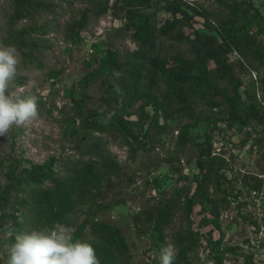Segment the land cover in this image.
<instances>
[{
  "label": "rangeland",
  "instance_id": "1",
  "mask_svg": "<svg viewBox=\"0 0 264 264\" xmlns=\"http://www.w3.org/2000/svg\"><path fill=\"white\" fill-rule=\"evenodd\" d=\"M98 1L55 0L50 11L11 22L13 0H0V44L14 46L19 54L17 77L9 92L13 96H35L39 111L37 120L22 127H13L6 137H0V188L7 183L6 175L14 165L19 172L50 167L56 174H61L63 164L70 160L80 157L90 160L89 155H84L82 144L64 134V119L72 118L74 113L70 91L78 95L80 79L97 65L95 60L99 54L95 44L102 49H118L121 57L137 48L132 31L125 28L128 19L121 0H101L108 3L109 9L96 16L92 9ZM156 2L150 7H140V10L149 12L156 9L153 23L159 26L169 14L158 7L163 0ZM197 4L201 14L195 17L194 27L201 31H207L206 20L216 25V17L227 13V8L216 0H198ZM253 4L264 17V0H254ZM83 12H87L89 20L78 39L73 40L68 25L79 19ZM250 12H254V7ZM21 29L27 30L24 37L36 46H20ZM249 30L256 33L264 44V21L254 19ZM23 50L31 59L22 55ZM155 50L161 54L181 51L189 55L187 43L166 37H158ZM229 58L236 62L239 57L234 52ZM209 66L212 67L211 62ZM237 75L243 89L255 90L258 100L262 99L260 78H264V67L237 70ZM82 91L84 113L92 114L106 108L100 100L103 91L100 78L90 82ZM207 97H203L200 91L192 96V117L176 114L166 121L167 126L162 132L148 127L149 117L142 114L138 122L141 124L143 121L142 129L148 130L152 142L146 149L137 150L135 157L129 155L128 147L116 133H95V137L107 143L118 161L119 175L111 178L110 185L92 189L91 198L67 213L68 221L59 224L75 230L84 220L94 217L117 226L125 237L130 264H159L149 232L142 234L135 228L132 214L158 200L160 195L155 187V178L159 179L167 194L182 183L193 188L191 179L197 171L195 160L198 150L192 143H184L180 139L186 127V135L190 138L202 140L209 135L211 156L214 157L210 191L218 209L215 216L207 213L210 218L208 224H201L199 206L195 204L192 226L201 232L214 227L213 238L219 239L222 264H264V123L249 120L243 127L233 124L227 120L225 104L211 106L209 102L212 101ZM212 99L218 103L222 101L218 96ZM141 108L149 115L153 113L146 98H141L138 105H125L129 117L136 120ZM107 109L121 110V101L113 102ZM159 121L162 123V118ZM12 201H15L14 196L9 203ZM26 208L13 202L6 209L13 216L0 230V264H6L9 258L8 249L14 243L15 234L37 230L28 221ZM188 222L184 214H176L167 229L169 243H172V234L185 229ZM73 236L74 232L73 242L91 243L97 239L89 226L81 236ZM201 241L190 253L191 264H213L207 255L209 247L205 239L201 237Z\"/></svg>",
  "mask_w": 264,
  "mask_h": 264
},
{
  "label": "trees",
  "instance_id": "2",
  "mask_svg": "<svg viewBox=\"0 0 264 264\" xmlns=\"http://www.w3.org/2000/svg\"><path fill=\"white\" fill-rule=\"evenodd\" d=\"M53 1L13 0L10 20L16 22L35 13L50 11L54 8ZM216 1L227 8V13L216 17V25L206 20L204 25L207 31H201L194 27L195 17L201 14L198 0H163L158 7L169 15L159 26L153 23L156 9L149 12L140 10V7L157 3L156 0H121L128 19L125 28L132 31L137 48L121 57L118 49H102L95 44L99 54L95 60L97 65L80 79L78 95L70 91L74 113L72 118L64 119V134L79 141L85 148L84 155H89L90 160L82 157L70 160L63 164L61 174H56L50 167L19 172L17 165L12 166L6 175L7 183L0 188V230L4 229L5 221L13 216L6 212L13 202L27 207L28 221L34 228H51L52 224L67 222V213L91 198L92 189L111 184V178L119 175L120 165L107 143L95 137V133H116L128 147L129 155L135 157L137 150L146 149L148 143L152 142L148 130L142 129L143 121L141 124L138 122L142 114L149 117L148 127L162 132L167 126L166 121L174 115L192 117V96L199 91L203 97L208 96L207 100L212 101L209 102L211 106L225 104L227 120L233 124L243 127L249 120L264 123V78H260L263 97L258 100L255 90L242 88V81L237 75V70L264 67V44H261L256 33L249 30L254 19L264 21V17L254 6V0ZM253 7L254 12H250ZM108 9V3L100 0L92 12L99 16ZM88 20L87 12H83L79 19L69 23L71 39H78ZM24 32L27 30L21 29L19 32L20 46H36L32 40H26ZM158 37L187 43L189 55L181 51L161 54L155 50ZM234 52L239 57L236 62L229 58ZM22 55L31 59L26 50L22 51ZM210 62L212 67L209 66ZM99 78L103 90L100 100L106 108L92 114L84 113L82 89ZM214 96L222 101L215 102L212 99ZM141 98H146L153 113L149 115L141 108L137 120L132 119L125 111V105H138ZM119 100L121 110L107 109ZM159 118H162V123ZM186 131L185 127L180 139L184 143H192L198 150L195 160L197 171L191 179L193 188L182 183L167 194L159 179L155 178V187L160 195L158 200L133 213L132 222L140 233L149 232L151 246L158 259L160 248L171 244L177 253L174 264H191L190 253L202 243V237L209 247L207 255L213 264H222L219 239L213 238L214 227L201 232L192 226L195 204L199 206L201 224L210 222L207 213L213 216L218 214L210 191L214 171L211 142L207 138L209 135L196 140L187 136ZM45 181L48 183L45 184ZM215 181L217 184L218 180ZM13 196L15 201L9 203ZM178 212L184 214L189 222L185 229L172 234V243H169L167 229ZM87 226L97 237L95 242L89 244L96 249L100 264H130L127 243L119 227L91 217L76 227L73 237L81 236Z\"/></svg>",
  "mask_w": 264,
  "mask_h": 264
},
{
  "label": "clouds",
  "instance_id": "3",
  "mask_svg": "<svg viewBox=\"0 0 264 264\" xmlns=\"http://www.w3.org/2000/svg\"><path fill=\"white\" fill-rule=\"evenodd\" d=\"M18 55L14 46L0 44V137L39 118L35 96L9 92L17 77ZM73 232L74 228L57 223L51 228L17 233L6 264H100L96 249L88 242H73ZM176 255L173 245L162 246L159 264H174Z\"/></svg>",
  "mask_w": 264,
  "mask_h": 264
}]
</instances>
